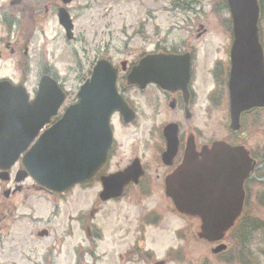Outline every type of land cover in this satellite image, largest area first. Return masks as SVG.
<instances>
[{
	"label": "rangeland",
	"instance_id": "obj_1",
	"mask_svg": "<svg viewBox=\"0 0 264 264\" xmlns=\"http://www.w3.org/2000/svg\"><path fill=\"white\" fill-rule=\"evenodd\" d=\"M54 3L55 0H24L20 7H11L10 0H0V21L5 18L19 22L24 34L13 22H0V50L4 54L0 60V80H10L15 84L25 81L27 91L33 93L41 69L50 66L72 102L98 59H109L120 67L123 62L130 64L151 52H170L187 47L196 51L195 71L201 78L197 87L199 103L207 105L206 98L213 87L208 73L216 62L226 65L228 59L230 39L222 22L227 14L221 0H73L67 7L75 36V40L70 42L66 41L56 14L50 11L44 15L43 8L47 6L51 10ZM260 29L264 46V22H261ZM16 36L20 40H29L31 46L27 56H24L23 48L17 56L6 49L9 44L15 45L13 37ZM119 84L122 85L121 79ZM212 110L208 119L210 125L203 124L204 111L199 113L198 129L205 135L212 132L215 140L228 139L224 130L227 121L225 106H215ZM136 132V129L126 132L123 143H133L135 135L132 137V134ZM241 133H244L243 137L233 140L259 157L258 152L264 151V112L251 114ZM256 173L253 172L249 183L251 185L254 181L250 188L251 197L264 192V171L262 176ZM95 201V187L85 191L78 188L68 195L65 202L39 204L41 209L31 219L19 221L12 217L4 227L1 226L0 264H111L114 238L126 232L121 226L123 217L131 229L128 231L127 249L139 248L140 242L144 244L137 250L133 248L131 252L137 253L129 257L131 263L128 264H152L153 259L164 260L166 250L178 245L191 259L188 263H183L182 259L179 264H201L205 261L218 264L209 247L178 243L175 231L189 225L192 227L194 222L185 221L170 203L153 200L109 204L90 220V210ZM251 201L249 199L250 205L255 206ZM148 215H156L158 222L148 225L145 222ZM80 222L83 224L79 225ZM89 225L95 227L92 231H100L104 240L82 259L76 247H89L87 235L83 243V233L87 234L84 228ZM42 228L48 229L50 235L37 238L35 233ZM142 250L153 255L147 259ZM123 253L122 249L114 251L116 257Z\"/></svg>",
	"mask_w": 264,
	"mask_h": 264
},
{
	"label": "water",
	"instance_id": "obj_2",
	"mask_svg": "<svg viewBox=\"0 0 264 264\" xmlns=\"http://www.w3.org/2000/svg\"><path fill=\"white\" fill-rule=\"evenodd\" d=\"M233 22L229 79L231 130L239 129L243 111L264 107V58L258 40L257 0H226ZM69 4L71 0H61ZM58 23L67 40L73 25L65 9L58 10ZM189 74V56L155 55L141 59L127 76V84L143 89L156 84L162 89L177 87ZM117 69L99 61L92 75L79 89L78 102L62 118L44 131L23 156L24 170L39 186L63 193L77 184L87 183L104 166L113 145L111 117L119 112L126 123L133 115L117 93ZM64 94L50 77L40 79L36 99L28 102L23 87L0 81V170L9 168L36 139L64 101ZM174 129L167 127L166 156L177 150ZM254 164L241 147L215 143L202 160L190 157L166 183V193L180 213L200 216L205 239L215 241L240 212L243 182ZM125 175L117 180H128ZM104 183L106 193L115 182ZM111 195L105 194L102 200Z\"/></svg>",
	"mask_w": 264,
	"mask_h": 264
},
{
	"label": "flooded vegetation",
	"instance_id": "obj_3",
	"mask_svg": "<svg viewBox=\"0 0 264 264\" xmlns=\"http://www.w3.org/2000/svg\"><path fill=\"white\" fill-rule=\"evenodd\" d=\"M15 0H10L11 7H20L24 0H16V4H12ZM61 7L60 1L55 0L52 5V9L49 10L47 6L43 8L44 15L53 11L57 14L58 9ZM4 24L14 23V26L18 27L19 22L2 18ZM0 21V22H1ZM1 22V23H2ZM20 27V26H19ZM17 29V28H16ZM20 33L23 34V29L18 28ZM200 37V36H198ZM16 39L15 45H7L6 49L10 51V54L17 56L20 54V49L23 48L24 56L28 55L30 50V42L26 38L20 40L18 36L13 37ZM12 38V39H13ZM22 44V45H21ZM231 46V41L229 48ZM187 50L174 53L176 56L189 55V74L185 82H182L172 89H161L155 85H147L144 89H140L136 86L126 84V76L130 72L131 68L135 66L138 61L130 64L125 63L121 69H118L119 79L123 84L118 82V92L125 102L128 112L133 115L130 122L126 123L123 116L120 113H115L111 119V127L113 132V145L108 153L107 161L104 166L95 174L94 178L88 184H81L73 187L64 194H54L39 186L30 176H26L27 172L22 166V158H19L17 162L12 164L9 168H3L0 170V231L5 226V223L14 217L19 221L23 219H31L41 209V203H55L59 204L65 202L68 195L76 189L85 191L96 188V199L90 210L91 216H97L102 211V208L109 204L118 203H130V202H146V201H160L168 202L171 200L165 195V182L173 174L174 171L180 168L188 158L194 157L197 161L201 160L203 153H211L212 146L215 143H226L233 147H244L238 141L233 139L243 137L244 133H241L244 124L247 122V118L251 114H257L264 112V109L251 108L243 111L239 117V129L236 131L231 130V114H230V94L228 88V75H229V59L226 61V65L222 62H216L213 70L208 73L210 79L212 78L213 87L210 94L206 98L207 105L199 103L198 89L200 84V77L196 76V65L198 61L196 51L183 48ZM153 52L152 54H156ZM229 58V50H228ZM3 51L0 50V60L3 58ZM142 57V56H141ZM26 73V70L24 71ZM41 76H50L55 79L60 88L65 94L64 102L61 104L57 114L50 118L49 124L45 126V130L55 125L62 117L64 112L72 105L77 103V95H75L70 101V94L65 91L60 84L57 73L50 66L44 67L40 71ZM120 81V80H119ZM83 84V83H82ZM14 85V84H13ZM14 86L25 87V81L17 83ZM81 86V85H80ZM38 88V86H37ZM37 88L33 93L27 94L29 96V102L35 100ZM79 89V88H78ZM225 106L226 109V124L224 130L228 135V139H214L212 132L209 135L201 133L197 127L199 122L200 112L204 111V123L210 125L211 113H213V107ZM206 106V107H205ZM209 119V120H208ZM172 127L174 129V135L176 134L177 150L172 152L169 158H166L167 154V139L165 137L166 127ZM136 129L137 132L132 134L134 137L133 143L125 145L123 143L124 134L128 131ZM241 133V135H240ZM139 136V138H136ZM36 139L33 140L30 145L21 153L24 156L30 148L35 144ZM249 154H251L249 152ZM129 171L123 182L113 181L112 178L117 180V176ZM107 181L111 186L112 182H115L116 189L106 193L104 192V183ZM120 186L119 190L118 187ZM112 189V186H111ZM245 193L242 209L237 216L236 222L226 232L221 234L220 241L216 243H210L203 238L202 229L199 227V220L196 218L183 217L185 221L194 225L190 227L178 228L175 233V239L178 243L184 242L185 246L198 245V247H209L211 253L214 256L215 262L218 264H264V227H250V221L253 219H260L264 221V210L260 211V208L256 205L257 197H248V191L246 185L243 186ZM112 195L110 200L106 202L101 201V197L104 195ZM118 195V196H114ZM252 200L255 206H251L248 200ZM57 210L59 209L56 206ZM249 209L253 210L249 211ZM18 214V216H15ZM35 219V218H34ZM145 220H151L154 224L158 222L156 215H148ZM83 223H79L82 225ZM123 217L121 226L125 228L123 235L114 238V247L111 252V264L131 263L130 256H134L137 252H131L134 249H139L143 242L138 243L139 248L133 247V242L130 246L131 249H127L126 245L129 232L128 225ZM3 227L1 228V226ZM94 226L84 228L87 234L83 233V243H85V235L88 237L89 247L85 248L84 245H78L76 250L81 252V258L83 259L86 254H91V250L97 249L102 244L104 238L100 231H92ZM93 232V235L91 233ZM69 232H67L68 234ZM36 237H48L50 231L46 228H42L36 233ZM160 235V234H156ZM64 241V239H63ZM57 245H61L60 241H56ZM119 243V244H118ZM218 246L223 248L222 253L214 255V251ZM122 249L123 254L115 256L114 251ZM143 251V250H142ZM167 253L164 256V260L153 259L152 264H170V263H188L189 254L185 253L180 245L171 247L166 250ZM128 252V253H127ZM144 252V251H143ZM153 253L145 251V258L149 259ZM184 257V258H183ZM183 259V260H182ZM214 262V261H213ZM201 264H209L207 261ZM217 264V263H216Z\"/></svg>",
	"mask_w": 264,
	"mask_h": 264
},
{
	"label": "trees",
	"instance_id": "obj_4",
	"mask_svg": "<svg viewBox=\"0 0 264 264\" xmlns=\"http://www.w3.org/2000/svg\"><path fill=\"white\" fill-rule=\"evenodd\" d=\"M222 2H224L223 0H222ZM177 5H180V4H177ZM223 6H224V8H226V6H225V4L223 3ZM260 15H261V18L264 20V3L262 2V0H261V6H260ZM228 20V19H227ZM230 20H228V23H227V25H225V29L227 30V32L229 33L230 32ZM258 155H259V157L257 158L258 159V166L259 167H261L259 170H258V175L259 176H262V171H264V151L263 150H260L259 151V153H258ZM259 172H260V174H259ZM246 185L248 186V188H249V194H251L250 193V188H251V186L253 185L252 183H251V185H248V180L246 181ZM258 206H259V208H261V209H263L264 210V192H262V193H259L258 195ZM255 223H253L252 221H250V227H252V226H255L254 225Z\"/></svg>",
	"mask_w": 264,
	"mask_h": 264
}]
</instances>
